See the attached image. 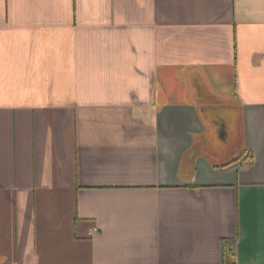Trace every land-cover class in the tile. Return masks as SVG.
Segmentation results:
<instances>
[{
    "label": "crops",
    "instance_id": "0c3cea01",
    "mask_svg": "<svg viewBox=\"0 0 264 264\" xmlns=\"http://www.w3.org/2000/svg\"><path fill=\"white\" fill-rule=\"evenodd\" d=\"M0 264H264V0H0Z\"/></svg>",
    "mask_w": 264,
    "mask_h": 264
},
{
    "label": "trees",
    "instance_id": "16d2710c",
    "mask_svg": "<svg viewBox=\"0 0 264 264\" xmlns=\"http://www.w3.org/2000/svg\"><path fill=\"white\" fill-rule=\"evenodd\" d=\"M241 155H239V157H237L236 159L234 160H237L238 158L241 159ZM253 163V156H252V162L250 164ZM249 164V165H250ZM232 242L229 241V240H223L222 241V250H223V254L227 255V256H230L231 253H232Z\"/></svg>",
    "mask_w": 264,
    "mask_h": 264
}]
</instances>
